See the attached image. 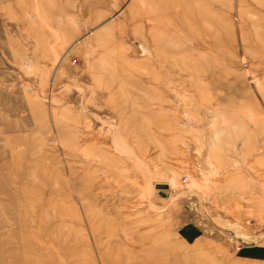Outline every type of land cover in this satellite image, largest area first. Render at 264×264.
Wrapping results in <instances>:
<instances>
[{"label": "rangeland", "instance_id": "rangeland-1", "mask_svg": "<svg viewBox=\"0 0 264 264\" xmlns=\"http://www.w3.org/2000/svg\"><path fill=\"white\" fill-rule=\"evenodd\" d=\"M0 264H264V0H0Z\"/></svg>", "mask_w": 264, "mask_h": 264}]
</instances>
